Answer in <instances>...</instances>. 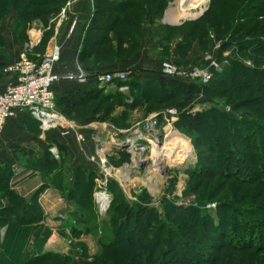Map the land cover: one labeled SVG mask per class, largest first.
Segmentation results:
<instances>
[{
    "label": "rangeland",
    "instance_id": "1",
    "mask_svg": "<svg viewBox=\"0 0 264 264\" xmlns=\"http://www.w3.org/2000/svg\"><path fill=\"white\" fill-rule=\"evenodd\" d=\"M58 1L45 0L40 5L38 0H27V11L35 16L27 18L23 14L26 20L18 17L22 5L8 1L10 12L0 18L4 51L7 53L9 45L7 32L11 45L17 47L29 42L30 33H40V47L36 50L42 53L53 40L57 43L64 23L58 25L62 5L58 14L53 10ZM136 2L119 18L127 24L106 33L92 31L91 36H97L95 42L91 36L85 39L83 30L79 45L84 40L85 48L77 65L101 74L123 64L159 73L168 66L173 78L210 88V95L186 97L178 93L175 101L159 104L158 97L136 90L135 100L141 95L144 98L132 109L102 97L64 113L55 105L68 131L43 132L39 127V132L48 145L52 138L64 141L66 155L49 152L54 165L41 169L33 168L31 158L26 161L20 155L17 165L25 170L16 173L9 184L0 180V264H25L29 258L46 254L31 264H66L60 259L66 256L70 264H264V237L260 245L255 240L257 235L249 242L243 238L244 243L232 245L229 235L217 233L205 222L211 220L216 225L219 218L224 222L229 217L233 220L235 213L229 206L245 207L247 212L259 209L258 213L264 214V198L257 200L254 196L262 166L259 167L260 155L255 154L246 171L235 170L230 134L224 128L229 120L264 122V102L256 99L257 92L249 78L244 80L247 87L239 85L233 92H224L214 84L237 74L241 67L264 72V0H208L198 18L171 26L173 30L165 28V19L170 8L178 13V0ZM212 19L216 24L211 23ZM128 31H134L136 36L128 38ZM19 32L22 40L18 39ZM30 53L29 57L37 59ZM11 59L7 53V62ZM204 79H208L206 84L202 83ZM1 80L0 69V83ZM120 88L119 92L128 90L126 86ZM169 110L177 111L174 124L163 118ZM187 112H209L210 119L191 135L176 126L179 115ZM98 118L104 120L99 122ZM147 125H154L156 142L150 143L142 154L143 148L131 150L147 161L137 162L138 157L112 145H119L139 129L144 135L150 130ZM219 127L225 131L221 133ZM174 135L187 140L185 144L188 149V144L191 146V152L163 148L159 153L165 169L154 172L157 177L153 182V150L164 147ZM225 154L228 160H223ZM34 172L38 179L32 184L15 185L16 179L22 184L24 176ZM77 175L80 183L76 184ZM87 181L89 186H85ZM72 189L74 192L69 193ZM40 199L50 205H40ZM135 205L140 209L137 218L127 220L120 229L126 212ZM195 210L201 215L196 216ZM27 211L32 214L28 218L21 214ZM249 213L244 217H252L253 212ZM199 217L205 220L199 222ZM231 220L227 223L231 224ZM167 227L174 232L169 233ZM227 234L242 236L237 228ZM114 238L118 242L113 247L103 246V242ZM219 244L224 245L219 248Z\"/></svg>",
    "mask_w": 264,
    "mask_h": 264
},
{
    "label": "trees",
    "instance_id": "2",
    "mask_svg": "<svg viewBox=\"0 0 264 264\" xmlns=\"http://www.w3.org/2000/svg\"><path fill=\"white\" fill-rule=\"evenodd\" d=\"M8 1L10 0H0V18L2 15H7L9 14L10 10H8ZM20 3V4H18ZM38 3L40 5H43L45 3V0H38ZM63 1L59 0L58 3L56 4V7L53 9L56 14H58L60 7L62 5ZM14 4L17 6L22 5V8L18 11V17L19 19L26 20L27 18H34L35 14L32 15V12H28L27 10V0H14ZM254 4V3H253ZM137 5L136 0H113V1H108V0H93L92 2V9H91V19L88 22L86 28L84 29L85 32V39L86 37H89L92 35V31L98 30L102 32H108L114 30L117 26L120 25H125L127 24V21L120 20L119 18L125 14L128 9L131 7H134ZM15 6V5H14ZM256 8V7H255ZM30 10V9H29ZM52 10V11H53ZM93 10V11H92ZM222 12V11H221ZM53 13V12H51ZM223 13V12H222ZM28 15L26 18L25 16ZM29 21V20H28ZM25 22V21H24ZM216 20L212 19L211 23L216 24ZM137 23V20H134V25ZM257 23H255L253 26L257 28L256 26ZM27 23L24 25L26 28ZM164 27V26H163ZM162 28V27H161ZM166 29L173 30L174 27L171 26H166ZM163 29V28H162ZM129 32V37L136 36L134 31H128ZM23 33V31L21 32ZM258 34V33H257ZM18 39L22 40L20 36V32L17 34ZM262 35V34H261ZM92 41H96V37L91 36ZM243 37H241L242 40ZM240 40V41H241ZM42 42V41H41ZM94 44V43H93ZM6 46L4 37L2 35V31L0 29V69H1V75L3 69L6 67L9 61L7 62V53L4 51ZM124 46V45H123ZM83 47L85 48L84 40H82V44L80 45V48H78V52L76 55V62L79 63L81 61V54L84 51ZM255 50V49H254ZM90 77H93L96 74H101L100 71H88L84 70ZM110 73V72H108ZM103 74V73H102ZM3 77V75H2ZM245 78H249L251 80L252 86L254 88V91L257 92V97L256 99H261L264 102V72L258 70V68L255 69H241L237 72V74H233L231 77H227L223 80H218L216 85L219 86V88H222L224 92H233L234 90L240 88L238 87L243 86L247 87L246 84L244 83ZM92 84L91 86L87 89V91H83L82 89L69 92V93H64L63 95L56 97L55 96V103L59 110L64 113L68 109H73L75 107H79L82 105L87 104V102L91 100H95L96 98L102 97L103 100L105 101H110L114 100L116 104L119 106H122L126 109H132L134 106L138 104V101H142L144 96L141 95V97L138 100H135L134 98V92L136 90H141L143 94L148 93L149 96H156L158 97V102L159 104H165V103H171L177 99V95L182 94V96L186 97H193L194 95L198 94H208L210 95V88H202L198 87L199 85L192 83V84H186L184 82H181L180 79H175V78H170L165 76L162 72L159 73L157 71L154 75V77L150 80H147L143 83H140L138 79H129L128 77L126 78L125 81H117L114 82V87L113 90L106 92L104 89H98L94 81H90ZM89 82V83H90ZM122 86H126L129 88L130 92V98H131V105L125 104V97L118 94L117 92L118 89ZM215 86V85H214ZM106 92V93H105ZM114 92V93H113ZM217 92V90L215 91ZM145 94V95H146ZM151 98V97H150ZM150 98H147L150 99ZM129 100V99H128ZM97 108V106L95 107ZM97 109H94L96 111ZM105 113V112H104ZM209 112H196V113H181L179 115V119L176 122V126L180 128L181 130H184L188 132V134H193L196 133L202 126L205 125L206 122L210 119L208 115ZM99 122L103 121V118H98ZM222 126L225 124L223 121H221ZM227 132H229L230 137H229V149H232V152L234 153V159L232 160L233 168L235 170H241L246 171L247 168H250L251 161L255 159V154L258 153L260 155V175L257 177V182L256 185V191L254 193V196L259 200L260 198H264V122L260 121L259 119L257 120H250V121H228L226 127H224ZM225 129H222L219 127V131L223 133ZM244 138L246 141H243ZM250 138V139H248ZM55 146L57 149V152H61L62 155H66V150L65 147L58 142L56 138H52L50 141V145H48L45 150L43 151V156L40 159L37 160H31V166L33 168H43V167H49L53 166L55 160L51 157V154L49 153V148ZM223 160H228V156L225 154ZM222 160V161H223ZM224 164V163H223ZM243 165V166H242ZM252 165V164H251ZM249 171V170H248ZM77 172L76 174H78ZM15 175L14 171L11 169L9 165H5L0 161V180L8 181V184L10 180L13 178ZM226 175V174H225ZM77 178V179H76ZM76 184L80 183V178L78 175L74 178ZM252 183H254V179L252 178ZM90 181L85 182V186H89ZM72 190L69 191L71 193ZM74 192V191H73ZM232 194L233 192L230 191ZM235 195V194H233ZM228 205V204H226ZM233 205V204H232ZM229 206V205H228ZM231 210H234L233 212L235 213V217H233V220L231 218H227L231 220V224L227 223V220L224 222L223 219L219 218V222L214 225L211 220H206V223L211 224L213 227L214 231L216 230L217 233L219 234H224V235H229L230 237V242L232 245L236 244H242L247 240L249 242V238L252 236H256L255 240L258 245L259 241L261 238L264 237V225H261L264 223V214L263 213H258L259 209H249L248 212L245 211V207H237L239 209H233L231 206H229ZM128 208V207H126ZM262 210V209H260ZM140 209L138 205L133 206L131 209L129 208L128 212H126L127 216H125L119 224V228L121 225H126L127 220L137 218V214H139ZM252 217L248 215V217H244L247 214H251ZM262 212H264L262 210ZM199 212L195 210L196 216L199 215ZM17 214V213H15ZM22 215H27L24 216L26 218L30 217L31 212L27 211V213H21ZM201 215V214H200ZM145 216V215H141ZM263 216V217H262ZM207 218V217H206ZM239 218V219H238ZM18 219H21L18 216ZM208 219V218H207ZM205 220L204 218H197V221ZM255 220V221H254ZM260 221V222H259ZM254 222H258L260 224H252ZM142 223L146 224V221H142ZM168 228V227H167ZM237 228L241 229L242 236L241 235H232V234H227V232H230L231 229ZM123 229V228H120ZM249 230V231H248ZM248 231L246 234L245 232ZM169 233H173L174 231L171 228H168ZM245 240H242V239ZM117 238H114L111 242H103V246L105 248H110L115 245ZM179 243V242H178ZM226 244V243H225ZM224 244H219V248L222 247ZM231 246V245H230ZM230 248L236 249V247L231 246ZM260 248V246H259ZM256 249V250H259ZM240 250V249H236ZM262 250V249H260ZM50 255V254H49ZM46 255H42L40 257H33L29 258L25 264H31L32 262H35L37 259L46 257ZM53 256V255H52ZM61 261L70 264L69 262V257H60ZM3 261V260H2ZM191 261V260H189ZM4 262V261H3ZM207 263V261L205 262ZM3 264H13L9 263L8 261L4 262ZM92 264V263H91ZM94 264V263H93Z\"/></svg>",
    "mask_w": 264,
    "mask_h": 264
},
{
    "label": "built area",
    "instance_id": "3",
    "mask_svg": "<svg viewBox=\"0 0 264 264\" xmlns=\"http://www.w3.org/2000/svg\"><path fill=\"white\" fill-rule=\"evenodd\" d=\"M77 1L79 0H63L58 25L67 18L70 8ZM89 1L92 9L93 0ZM74 24V22L71 23V30ZM30 35L32 37H29V42L23 47V55L19 59L8 63L2 71L5 84L0 91V135L4 131L7 121L13 117L31 118L38 123L43 132L67 129L62 116L57 112L55 106L53 87L58 82L75 81L78 84H83L88 81H94L97 87L109 89L114 82L125 81L127 78L126 73L123 72L96 74L90 77L77 63H75L74 74L61 76L54 71L60 58V49L57 43L53 40L48 45L43 57L39 61L33 60L29 58V53L40 42V33L36 35L30 33ZM162 73L170 78L175 77L172 69L168 66L163 68ZM207 82L208 79L202 81L203 84ZM177 117V111L174 110H169L163 115V118L166 121L169 119L171 124L175 123ZM147 126L150 130L147 129L144 135L142 134L143 130L139 129L127 135L125 141L119 143V145H112L120 147L119 149L132 157V149L139 151L143 148V151L140 152L142 154L144 149L148 148L150 143L156 142L155 138L157 139L156 134L151 135L149 133L154 130V125ZM169 128L173 130L170 126ZM65 131L67 132L68 130ZM48 150L54 155L57 151L54 146ZM140 162L145 161L142 160Z\"/></svg>",
    "mask_w": 264,
    "mask_h": 264
},
{
    "label": "crops",
    "instance_id": "4",
    "mask_svg": "<svg viewBox=\"0 0 264 264\" xmlns=\"http://www.w3.org/2000/svg\"><path fill=\"white\" fill-rule=\"evenodd\" d=\"M90 19L91 9L89 0H79L72 6V8H70L67 18L63 21L64 23L59 30L56 39L57 45L60 49V58L59 62L55 66V73L61 76L75 73V63H77L76 55L78 52L77 50L80 47L79 40L81 43L80 36ZM72 22H74L75 24L73 29L71 30ZM5 38H7V42L9 44L7 47V53L10 54V57L12 58L10 61L19 59L21 57V53H23V46H18V48L14 44L11 45V35H9L8 32ZM39 45L40 43H38L31 50L33 53L32 55L36 56L37 59H35V57L29 58L33 60H40L43 57L45 52L43 51L42 53L36 50V47H40ZM152 70L139 69L132 64H123L120 67L109 68V70L104 73L124 72L130 80L135 78L138 79L140 83H143L147 80L152 79L155 73L158 71ZM89 82L90 81L83 84H78L75 81L58 82L53 87L54 95L56 97H59L64 93H69L80 89H82L83 91H87V89L91 86L90 84H92L91 82ZM4 84L5 80L3 79L2 83H0V91L2 90ZM113 85H111V87H113ZM111 87L109 89L105 88L104 90L106 92L111 91L113 90V88ZM97 88L101 89L99 87ZM117 93L125 97V104H129V106L131 105L132 101L129 97V88L127 91ZM39 131L40 129L38 123L28 117H13L7 121L3 133L0 135V161L5 165H9L11 169L14 170L15 174L25 170V167L17 165L20 161V155H22L26 161L29 160V158H31V160L42 158L43 151L47 147L48 143L47 139L41 136V132ZM59 143L67 147L64 141H60ZM36 179H38L37 173H27L24 176L23 183L19 184L20 181L18 182V179H16L15 185L18 184L17 187H19L20 185H23V187L28 186L32 184ZM27 192L30 194L29 191ZM39 201L40 203H42L40 205H50L47 202H42L41 199ZM56 203L58 202L56 201Z\"/></svg>",
    "mask_w": 264,
    "mask_h": 264
},
{
    "label": "bare ground",
    "instance_id": "5",
    "mask_svg": "<svg viewBox=\"0 0 264 264\" xmlns=\"http://www.w3.org/2000/svg\"><path fill=\"white\" fill-rule=\"evenodd\" d=\"M178 4H176V8H178L177 12L178 13H174V11L170 8L167 16H166V23L168 26H175V25H179L180 23L187 21V20H192V19H196L198 18L205 10L208 0H195L194 2L191 0H178L177 2ZM171 132H173L172 129H170ZM149 133H151V135H155L156 131H150ZM158 133V132H157ZM174 133V132H173ZM185 141L187 142V140H184L181 137H177V136H172L171 139L169 140V142L162 147L161 149H159L158 151H154V159L151 160L152 162V173L153 174L151 176V181L153 180L154 182V178L157 177L156 174H154V172H159V171H163L165 169V167H162V162L163 160L161 159V154L159 152H161V150L163 148H168L172 149V150H179L181 153H187V152H191V146L188 144V146L190 147L188 149V147L185 144ZM188 143V142H187ZM168 146V147H167ZM187 147V148H186ZM189 152V153H190ZM133 157H138L136 152L133 151ZM181 153L177 154V155H182ZM160 154V155H159ZM138 161H147L144 158H140L138 157L137 159ZM136 160V161H137ZM154 168V169H153ZM106 205V203H105Z\"/></svg>",
    "mask_w": 264,
    "mask_h": 264
}]
</instances>
